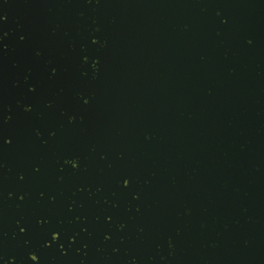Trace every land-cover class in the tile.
Segmentation results:
<instances>
[{
  "label": "flooded vegetation",
  "instance_id": "flooded-vegetation-1",
  "mask_svg": "<svg viewBox=\"0 0 264 264\" xmlns=\"http://www.w3.org/2000/svg\"><path fill=\"white\" fill-rule=\"evenodd\" d=\"M234 117L263 133L264 0H0V264H212Z\"/></svg>",
  "mask_w": 264,
  "mask_h": 264
},
{
  "label": "water",
  "instance_id": "water-1",
  "mask_svg": "<svg viewBox=\"0 0 264 264\" xmlns=\"http://www.w3.org/2000/svg\"><path fill=\"white\" fill-rule=\"evenodd\" d=\"M215 91L217 111L221 106L227 108L225 100L236 102L246 96L259 95L257 83H216ZM243 121L234 117L231 133L226 120L217 118L216 121L217 142L230 146L234 166L241 162L239 171L243 183L235 173L228 177L224 166H216L218 184L228 179L231 186L217 187L216 198L212 200L215 231L211 236L206 214V238L214 245L207 246L204 256L209 260L210 253L212 264H264V165L259 163L256 146L258 140L264 139V131L258 133L249 129L248 133H239L236 126Z\"/></svg>",
  "mask_w": 264,
  "mask_h": 264
},
{
  "label": "clouds",
  "instance_id": "clouds-1",
  "mask_svg": "<svg viewBox=\"0 0 264 264\" xmlns=\"http://www.w3.org/2000/svg\"><path fill=\"white\" fill-rule=\"evenodd\" d=\"M33 257H35V256H32V257H31L32 260H33ZM35 258H36V257H35ZM35 260H36V259H35ZM35 260H33V261H35Z\"/></svg>",
  "mask_w": 264,
  "mask_h": 264
},
{
  "label": "snow or ice",
  "instance_id": "snow-or-ice-1",
  "mask_svg": "<svg viewBox=\"0 0 264 264\" xmlns=\"http://www.w3.org/2000/svg\"><path fill=\"white\" fill-rule=\"evenodd\" d=\"M73 166H75V165H73Z\"/></svg>",
  "mask_w": 264,
  "mask_h": 264
}]
</instances>
